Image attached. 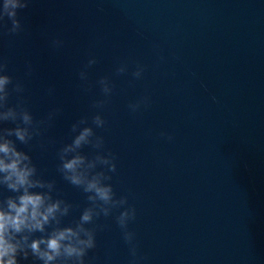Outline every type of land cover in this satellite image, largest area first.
Instances as JSON below:
<instances>
[{
  "label": "water",
  "instance_id": "95a60500",
  "mask_svg": "<svg viewBox=\"0 0 264 264\" xmlns=\"http://www.w3.org/2000/svg\"><path fill=\"white\" fill-rule=\"evenodd\" d=\"M18 18L17 35L0 22V58L37 119L61 109L30 154L78 206L66 222L87 201L57 172L56 153L73 122L99 111L97 134L116 156L111 183L136 208L139 264H264V0H31ZM102 76L113 92L93 109ZM117 214L97 221L89 264H130Z\"/></svg>",
  "mask_w": 264,
  "mask_h": 264
},
{
  "label": "clouds",
  "instance_id": "9594fccd",
  "mask_svg": "<svg viewBox=\"0 0 264 264\" xmlns=\"http://www.w3.org/2000/svg\"><path fill=\"white\" fill-rule=\"evenodd\" d=\"M30 3L31 0H3L0 4V22L11 24L8 34L23 31L18 12ZM63 43L55 38L50 46L59 50ZM96 63L94 57L87 61L78 74L81 81H87V69ZM26 69V75L31 76L30 63ZM8 71V62L0 58V264H89V252L97 247V232L103 227L97 221L116 211L115 222L129 247L130 264H139L145 257L138 254L136 233L129 228L136 219V208L128 203L127 196H117L111 183L112 174L117 172L116 156L106 150L104 136L96 131L104 129L107 121L99 111L90 117L81 116L70 125V142L57 150V172L81 190L87 201L79 217L66 222L78 206L61 195L56 181L44 176L30 154L33 141L52 126L61 109L54 108L37 119L24 98V84L14 80ZM126 72L127 65L121 64L115 74ZM143 72L144 67L138 64L132 76L140 79ZM97 83L104 99L93 101L92 108L103 109L112 95L113 84L107 76L100 77ZM47 91L51 95L54 89ZM147 103L144 97L128 107L136 113ZM161 135L172 139L166 133ZM85 147H90L92 153L82 151Z\"/></svg>",
  "mask_w": 264,
  "mask_h": 264
}]
</instances>
